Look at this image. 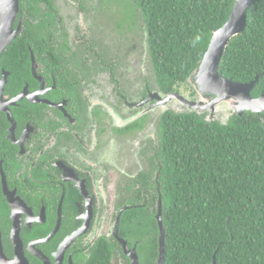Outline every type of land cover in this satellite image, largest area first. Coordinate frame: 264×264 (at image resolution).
<instances>
[{"label":"flooded vegetation","instance_id":"af4514ba","mask_svg":"<svg viewBox=\"0 0 264 264\" xmlns=\"http://www.w3.org/2000/svg\"><path fill=\"white\" fill-rule=\"evenodd\" d=\"M52 3L42 34L22 35L18 11L13 28L20 26L15 39L25 44L26 60L12 69L0 66V81L6 79L0 110L2 252L16 264H156L162 213L158 125L171 111L163 102L180 87L161 91L148 45V58L138 54L135 61L143 56L147 67L122 70L90 27L81 22V32L65 31ZM77 9L83 13L84 4ZM128 20L125 30L133 32L135 10ZM116 21L112 28L121 31Z\"/></svg>","mask_w":264,"mask_h":264},{"label":"trees","instance_id":"16d2710c","mask_svg":"<svg viewBox=\"0 0 264 264\" xmlns=\"http://www.w3.org/2000/svg\"><path fill=\"white\" fill-rule=\"evenodd\" d=\"M131 1L163 93L194 76L233 6V0ZM53 12L52 0H19L22 35L44 33ZM19 38L2 53L1 67L24 64L26 46ZM218 74L239 84L258 77L250 96L264 94V0L247 10L245 28L230 40ZM158 138L163 264H212L213 257L216 264H264V114H234L221 124L166 111Z\"/></svg>","mask_w":264,"mask_h":264},{"label":"water","instance_id":"95a60500","mask_svg":"<svg viewBox=\"0 0 264 264\" xmlns=\"http://www.w3.org/2000/svg\"><path fill=\"white\" fill-rule=\"evenodd\" d=\"M256 0H233V6L227 21L210 38L206 51L194 71V83L197 87L196 94L199 97L196 101L185 99L177 92L170 93L166 97L163 105L172 100H177L188 112L203 115L207 122L215 121L214 113L216 109L223 105L225 110L230 111V115L241 116L244 112L253 114H264V94L258 98H252L250 92L253 89L258 77L248 83L239 84L222 78L218 74L220 60L230 40L243 32L246 23V12ZM19 11V0H0V57L16 38L19 27L13 28L15 17ZM189 77L187 79L190 80ZM3 77L0 81V110H3L2 91L5 83ZM158 261L156 264L164 263V237L165 230L161 220L158 218ZM20 259V257H18ZM136 263V262H134ZM0 264H16L15 261L8 260L3 252L0 242ZM212 264H216L214 257Z\"/></svg>","mask_w":264,"mask_h":264},{"label":"rangeland","instance_id":"374dc122","mask_svg":"<svg viewBox=\"0 0 264 264\" xmlns=\"http://www.w3.org/2000/svg\"><path fill=\"white\" fill-rule=\"evenodd\" d=\"M55 7L62 18L63 29L69 33L81 32L82 26L79 24L82 22L83 26L87 29L90 27L89 32L93 39H95L99 46L108 49L110 52L114 51V54L118 57L119 63L122 65V70L126 67H130L133 71L143 69L147 67L148 62L145 47L147 46V36L143 29V22L139 16V12H136V20L134 31L125 30L130 28L131 21L128 17L132 14V7L129 5L131 0H53ZM112 1L114 4H112ZM85 9L82 11L78 10V4ZM77 4V7H76ZM103 4V5H102ZM109 8V9H108ZM117 9H121V18L116 14ZM86 10V11H85ZM81 12V14H80ZM117 20V21H116ZM116 21L117 27L121 31H117L112 28V24ZM94 22H99L100 25L95 27ZM126 24V25H125ZM20 27V26H19ZM20 30V29H19ZM86 33V32H85ZM122 35V36H120ZM140 49L139 53H137ZM137 53V54H136ZM142 54L139 64L136 63V55ZM120 69L121 72H124ZM118 70L117 75L121 72ZM149 69L146 70V77H149ZM142 73L133 75L132 85H135L138 80L135 77L141 78ZM131 77V75H130ZM152 89H155V84L152 82V78L149 79ZM197 87L194 83V78L187 81L186 84L180 86L179 94L185 99L196 101L199 97L196 94ZM194 93V97L190 98V94ZM169 110L175 113L188 112L186 109L177 101L172 100L168 103ZM214 113L215 121L221 124H225L229 118L230 111L225 110L223 105H220ZM205 118L208 117V113L203 114Z\"/></svg>","mask_w":264,"mask_h":264}]
</instances>
